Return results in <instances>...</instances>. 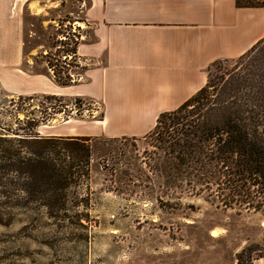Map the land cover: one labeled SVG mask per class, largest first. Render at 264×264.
<instances>
[{
	"label": "rangeland",
	"instance_id": "obj_1",
	"mask_svg": "<svg viewBox=\"0 0 264 264\" xmlns=\"http://www.w3.org/2000/svg\"><path fill=\"white\" fill-rule=\"evenodd\" d=\"M47 3L51 4L44 18L47 22H42L41 15L24 11V50L35 55L26 58L23 69L49 72L54 80L58 77L71 85L85 80L82 75L90 61L67 55L74 45L73 35L78 42L94 40V25L83 13L89 2ZM74 21L81 22L80 27ZM261 55L264 44L249 58L212 63L208 75H218L219 85L221 78L236 83L252 58ZM48 61L55 67L49 68ZM67 73L73 75L72 81ZM43 94L58 97L48 100ZM102 113V105L89 96L19 95L0 86L1 128L16 129L35 117L45 119L37 129L40 135L88 136L80 133L97 128ZM181 128L173 129V135L178 137ZM146 135L89 136L88 175L68 190L70 219L57 222L16 210L14 219L0 224V264H237V254L245 246L259 245L264 253V214L223 204L221 194L228 190L200 189L201 185L193 189L194 184L187 181L192 177L169 171L174 163L160 148L163 135ZM204 146V155H210V160L209 156L203 160L207 165L213 158L212 144ZM213 230L217 235H212ZM253 264H264V258Z\"/></svg>",
	"mask_w": 264,
	"mask_h": 264
},
{
	"label": "crops",
	"instance_id": "obj_2",
	"mask_svg": "<svg viewBox=\"0 0 264 264\" xmlns=\"http://www.w3.org/2000/svg\"><path fill=\"white\" fill-rule=\"evenodd\" d=\"M46 1L0 0V86L19 95L98 101L97 128L80 135L144 136L162 112L206 84L212 63L238 58L264 38V7H241L236 0H88L83 13L94 25V40L77 47L78 57L90 61L85 80L60 86L52 73L23 69L35 55L24 50V11L47 22Z\"/></svg>",
	"mask_w": 264,
	"mask_h": 264
},
{
	"label": "trees",
	"instance_id": "obj_3",
	"mask_svg": "<svg viewBox=\"0 0 264 264\" xmlns=\"http://www.w3.org/2000/svg\"><path fill=\"white\" fill-rule=\"evenodd\" d=\"M236 3L264 7V0ZM73 36L67 57L77 56L79 42ZM263 44L264 38L239 58H249ZM252 59L236 83L221 78L219 85L218 75H208L206 84L180 107L162 112L146 136L163 135L160 148L174 163L169 171L192 177L187 181L193 189L201 185L200 189L228 190L221 194L223 204L264 214V55ZM48 66L55 67L50 61ZM66 77L72 81L71 74ZM55 78L59 85H71ZM43 95L48 100L58 97ZM41 121L29 117L16 129L0 127V198L10 199L0 201V224L14 219L16 210L57 222L70 219L69 187L88 175L91 137L40 135ZM178 126L182 128L176 137L172 130ZM209 141L213 158L206 165L203 160H210V155H204V144ZM257 258H264L259 245H248L237 254V264H253Z\"/></svg>",
	"mask_w": 264,
	"mask_h": 264
},
{
	"label": "bare ground",
	"instance_id": "obj_4",
	"mask_svg": "<svg viewBox=\"0 0 264 264\" xmlns=\"http://www.w3.org/2000/svg\"><path fill=\"white\" fill-rule=\"evenodd\" d=\"M212 235H214V236L217 235L215 230L212 231Z\"/></svg>",
	"mask_w": 264,
	"mask_h": 264
},
{
	"label": "built area",
	"instance_id": "obj_5",
	"mask_svg": "<svg viewBox=\"0 0 264 264\" xmlns=\"http://www.w3.org/2000/svg\"><path fill=\"white\" fill-rule=\"evenodd\" d=\"M71 76L73 77V75L71 74Z\"/></svg>",
	"mask_w": 264,
	"mask_h": 264
}]
</instances>
